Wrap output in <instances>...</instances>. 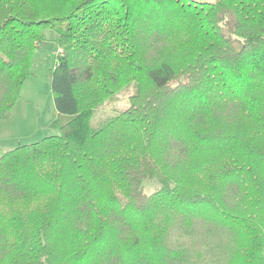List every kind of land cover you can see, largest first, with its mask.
<instances>
[{"label":"trees","instance_id":"obj_1","mask_svg":"<svg viewBox=\"0 0 264 264\" xmlns=\"http://www.w3.org/2000/svg\"><path fill=\"white\" fill-rule=\"evenodd\" d=\"M47 32L58 134L0 156V264H264V0H0V119Z\"/></svg>","mask_w":264,"mask_h":264},{"label":"rangeland","instance_id":"obj_2","mask_svg":"<svg viewBox=\"0 0 264 264\" xmlns=\"http://www.w3.org/2000/svg\"><path fill=\"white\" fill-rule=\"evenodd\" d=\"M51 38V33L47 32L46 43L34 52L32 76L25 80L13 108L0 119V156L18 145L34 143L58 134V130L51 126L57 118L49 83V71L55 64L57 54ZM133 91V86L118 91L94 112L90 125L97 127L104 119L117 114L116 111L125 109ZM158 187L157 182L147 179L143 191L150 194Z\"/></svg>","mask_w":264,"mask_h":264}]
</instances>
